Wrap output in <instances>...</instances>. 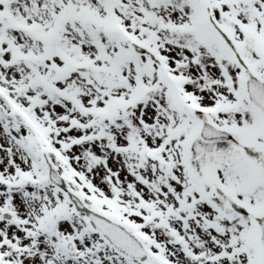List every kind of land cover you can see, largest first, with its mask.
<instances>
[{
	"label": "snow or ice",
	"instance_id": "obj_1",
	"mask_svg": "<svg viewBox=\"0 0 264 264\" xmlns=\"http://www.w3.org/2000/svg\"><path fill=\"white\" fill-rule=\"evenodd\" d=\"M0 264H264V0H0Z\"/></svg>",
	"mask_w": 264,
	"mask_h": 264
}]
</instances>
